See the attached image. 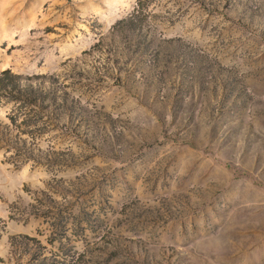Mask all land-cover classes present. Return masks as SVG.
Here are the masks:
<instances>
[{"label":"rangeland","instance_id":"1","mask_svg":"<svg viewBox=\"0 0 264 264\" xmlns=\"http://www.w3.org/2000/svg\"><path fill=\"white\" fill-rule=\"evenodd\" d=\"M0 264H264V0H0Z\"/></svg>","mask_w":264,"mask_h":264}]
</instances>
